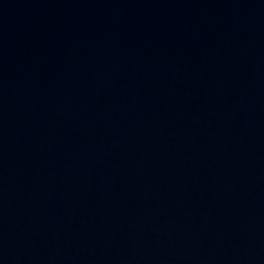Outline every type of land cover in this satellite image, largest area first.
<instances>
[{
	"label": "water",
	"instance_id": "1",
	"mask_svg": "<svg viewBox=\"0 0 264 264\" xmlns=\"http://www.w3.org/2000/svg\"><path fill=\"white\" fill-rule=\"evenodd\" d=\"M0 264H264V0H0Z\"/></svg>",
	"mask_w": 264,
	"mask_h": 264
}]
</instances>
